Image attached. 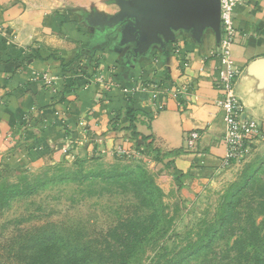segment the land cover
Segmentation results:
<instances>
[{
    "label": "crops",
    "instance_id": "obj_1",
    "mask_svg": "<svg viewBox=\"0 0 264 264\" xmlns=\"http://www.w3.org/2000/svg\"><path fill=\"white\" fill-rule=\"evenodd\" d=\"M125 1L0 0V177L77 157L115 158L118 148L143 158L164 187L181 174L204 182L225 170L215 31L198 38L180 29L174 41L160 36L148 46L122 12ZM235 24L234 93L246 118L264 128V64L257 63L264 0L239 5ZM134 130L151 137L134 139ZM191 131L201 135L195 148L185 142Z\"/></svg>",
    "mask_w": 264,
    "mask_h": 264
},
{
    "label": "rangeland",
    "instance_id": "obj_2",
    "mask_svg": "<svg viewBox=\"0 0 264 264\" xmlns=\"http://www.w3.org/2000/svg\"><path fill=\"white\" fill-rule=\"evenodd\" d=\"M257 140L204 182L182 175L161 186L134 155L77 157L2 176L0 186L23 194L0 197V264H16L7 246L53 226L91 242L106 260L131 246L128 264H247L246 252L264 251V136Z\"/></svg>",
    "mask_w": 264,
    "mask_h": 264
},
{
    "label": "built area",
    "instance_id": "obj_3",
    "mask_svg": "<svg viewBox=\"0 0 264 264\" xmlns=\"http://www.w3.org/2000/svg\"><path fill=\"white\" fill-rule=\"evenodd\" d=\"M248 1L221 0L222 35L216 53L221 60L219 77L217 79V88L221 93L218 105L224 111L226 122V132L223 136V142L227 147V152L223 160L224 166L245 157L254 140L261 137L264 131L262 124L253 119L246 118L244 104L234 93V87L240 74V70L235 65L232 57V46L235 43L237 33L235 24L236 9L239 5L245 4ZM37 76L55 85L54 80L56 78L50 75V71H41L37 73ZM54 88H56V85ZM125 91L129 90L126 89ZM152 97L153 99L157 97V89L154 90ZM200 137L199 131L189 132L186 136V146L195 148L199 143ZM68 152L69 149L66 148L65 153ZM116 153L129 155L127 151L121 148H118Z\"/></svg>",
    "mask_w": 264,
    "mask_h": 264
},
{
    "label": "trees",
    "instance_id": "obj_4",
    "mask_svg": "<svg viewBox=\"0 0 264 264\" xmlns=\"http://www.w3.org/2000/svg\"><path fill=\"white\" fill-rule=\"evenodd\" d=\"M130 126L136 129L134 118L131 119ZM140 135L142 134L134 130L132 137L137 139ZM141 137L145 140L149 139L151 135H142ZM152 143L153 141L148 143V149L155 151L157 158L161 160L165 155L157 151ZM125 174L120 175L124 180L127 177H134L131 176V173ZM10 188L11 190L8 191L7 189ZM19 188L20 186L11 184L1 185L0 197L15 199L23 194L22 191L18 190ZM23 240L25 241L19 243L18 246L15 243L9 247L7 246V250L5 251L8 255L7 258H11L16 264H128L135 255V249L131 246H126L123 251L111 252L110 259L106 260L104 253L98 254L91 245V242L82 241V239H73L67 231L63 232L55 226L52 229L44 230L40 233L34 232V235H30L28 239L25 237ZM253 255L252 257L246 252L245 256L249 259L247 264H264V251H256Z\"/></svg>",
    "mask_w": 264,
    "mask_h": 264
},
{
    "label": "water",
    "instance_id": "obj_5",
    "mask_svg": "<svg viewBox=\"0 0 264 264\" xmlns=\"http://www.w3.org/2000/svg\"><path fill=\"white\" fill-rule=\"evenodd\" d=\"M122 8L138 28L139 37H148V46L160 36L174 41V31L180 29L193 30L200 38L204 29L212 28L220 43L221 0H128ZM257 63L264 64V59Z\"/></svg>",
    "mask_w": 264,
    "mask_h": 264
}]
</instances>
